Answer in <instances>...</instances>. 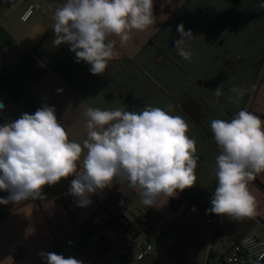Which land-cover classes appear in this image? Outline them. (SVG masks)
I'll list each match as a JSON object with an SVG mask.
<instances>
[{"label": "crops", "instance_id": "0c3cea01", "mask_svg": "<svg viewBox=\"0 0 264 264\" xmlns=\"http://www.w3.org/2000/svg\"><path fill=\"white\" fill-rule=\"evenodd\" d=\"M11 2L0 0V102L5 105L0 124L32 109L54 106L68 138L83 144L88 138V107L140 111L150 105L183 117L189 125L187 135L196 140L199 159L195 186L168 200L161 197L155 207L147 208L138 190L119 183L91 195V203L80 206L69 193L70 177L45 185L42 198L0 203V264H45L42 252L67 258L68 240L75 232L87 240L93 232L90 220L104 206L115 219L134 223L145 218L157 236L156 223L174 225L184 211H190L192 202L199 208L196 213L211 214L218 228L227 231L230 218L207 211L220 154L211 122L230 121L241 109L264 116V9L260 7L264 0H153L155 25L133 31L123 45L119 37H110L115 41V58L98 75L89 71L87 63L75 61L68 44L53 43L54 14L64 0H24L17 10L10 8ZM30 5L38 9L23 23L21 16ZM180 24L192 32L183 46L192 53L190 61L174 49L181 38ZM189 97L207 110L201 125L182 107ZM86 152L77 161L81 169ZM248 188L256 199V215L242 219L241 237L253 224L264 236V172ZM7 195L0 191V197ZM124 200L130 203L126 209L121 205ZM204 241L196 237V246ZM109 245L106 240L96 246L85 243L83 260L86 255L104 256Z\"/></svg>", "mask_w": 264, "mask_h": 264}, {"label": "clouds", "instance_id": "9594fccd", "mask_svg": "<svg viewBox=\"0 0 264 264\" xmlns=\"http://www.w3.org/2000/svg\"><path fill=\"white\" fill-rule=\"evenodd\" d=\"M153 7V0H64L54 14L53 43L68 44L77 63L90 65L93 75L103 74L115 58V41L110 37H119L123 45L133 31L155 25ZM260 7L264 9V3ZM177 32L181 38L174 49L190 61L192 53L183 46L192 32L183 24ZM4 108L0 102V111ZM85 116L88 138L83 144L68 138L54 106L20 113L0 124V191L8 193L0 203L42 198L45 185L70 176L74 178L69 193L80 206L90 204L91 195L114 183L138 190L147 208L155 207L161 197L168 200L195 186L199 157L183 117L150 105L140 111L88 107ZM211 132L220 154L207 211L233 220L255 216L256 199L248 184L264 172V120L241 109L230 121L214 119ZM84 149L83 170L78 171ZM40 255L45 264H82L55 252Z\"/></svg>", "mask_w": 264, "mask_h": 264}, {"label": "built area", "instance_id": "2783aa9c", "mask_svg": "<svg viewBox=\"0 0 264 264\" xmlns=\"http://www.w3.org/2000/svg\"><path fill=\"white\" fill-rule=\"evenodd\" d=\"M23 2L24 0H12L10 8L17 10ZM37 9L35 5L28 6L21 16V21L23 23L30 21ZM35 111L36 109L30 110V114ZM78 171H82V169L78 167ZM70 178L73 179L74 177L70 176ZM129 204L128 200L121 203L125 209ZM189 209L193 213L199 212L198 206L192 202L189 203ZM205 215L207 217L206 223L213 227V232L210 244L204 249L203 264H264V238L249 235L241 238L232 237L227 231L218 228L216 217H212L211 214ZM134 223L124 221L121 218H113L104 206L90 220L89 227L92 228L93 232L87 238V244L96 246L101 241L106 240L111 245L116 246L119 257L126 264H141L152 257L155 251L152 239L155 236L146 219L138 229ZM81 235L80 232H75L73 237L68 240V245L83 252L84 243ZM194 247H196L195 235L184 232L178 240L177 246L170 249L168 254L170 257L191 258L194 255Z\"/></svg>", "mask_w": 264, "mask_h": 264}, {"label": "rangeland", "instance_id": "374dc122", "mask_svg": "<svg viewBox=\"0 0 264 264\" xmlns=\"http://www.w3.org/2000/svg\"><path fill=\"white\" fill-rule=\"evenodd\" d=\"M124 221L125 218H121ZM207 217L205 214L201 213H191L189 210L187 213L183 212V216L180 220L172 226H166L164 223L155 224V231L157 233V238L152 239V244L155 247V251L151 258H149L145 263L141 264H203L204 258V248L210 244L212 236V228L206 224ZM227 233L232 237L242 236V220L228 219ZM128 222V221H127ZM247 231L243 232L249 236H256L264 238L259 228L250 225ZM186 233H192L199 238L204 239V244L198 245L193 248L194 255L191 258L184 257H170L168 251L177 246L178 240L181 235ZM67 257H74L82 262V264H126L124 263L117 254L116 246L109 245V249L104 253V256H97V258L87 257L83 260V255L78 248H71L67 246Z\"/></svg>", "mask_w": 264, "mask_h": 264}, {"label": "trees", "instance_id": "16d2710c", "mask_svg": "<svg viewBox=\"0 0 264 264\" xmlns=\"http://www.w3.org/2000/svg\"><path fill=\"white\" fill-rule=\"evenodd\" d=\"M182 107L194 119V121L197 124H199V125L202 124V120H203V118L207 114L206 108H204L203 106H201L200 103H198L197 101H195L191 97L187 98L182 103ZM260 117L264 120V116H260ZM144 220H145V218H139V219H137L135 221L134 225H135L136 229H138L143 224V221ZM217 231L220 232L219 229H217ZM151 232L157 238V236L154 234V232H153L152 229H151ZM82 241H83L84 244L87 243V240L84 237H82ZM146 261H144L143 263H145Z\"/></svg>", "mask_w": 264, "mask_h": 264}]
</instances>
